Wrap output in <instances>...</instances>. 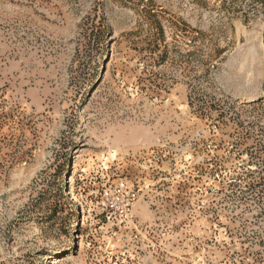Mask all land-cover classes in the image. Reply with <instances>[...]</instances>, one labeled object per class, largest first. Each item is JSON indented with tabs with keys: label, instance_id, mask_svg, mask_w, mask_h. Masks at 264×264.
<instances>
[{
	"label": "rangeland",
	"instance_id": "1",
	"mask_svg": "<svg viewBox=\"0 0 264 264\" xmlns=\"http://www.w3.org/2000/svg\"><path fill=\"white\" fill-rule=\"evenodd\" d=\"M0 264H264V0H0Z\"/></svg>",
	"mask_w": 264,
	"mask_h": 264
}]
</instances>
